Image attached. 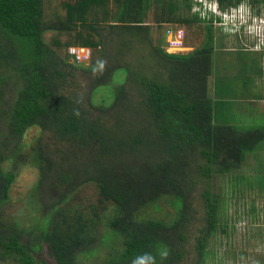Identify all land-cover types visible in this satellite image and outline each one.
<instances>
[{
  "label": "trees",
  "instance_id": "obj_1",
  "mask_svg": "<svg viewBox=\"0 0 264 264\" xmlns=\"http://www.w3.org/2000/svg\"><path fill=\"white\" fill-rule=\"evenodd\" d=\"M55 5L47 16L44 0H0V210L25 159V132L38 127L50 141H37L32 154L46 226L37 233L0 221V264H49L43 246L54 264H80L98 239L110 249L98 264H206L233 189L214 181L239 185L247 154L264 141V127H242L227 114L234 109L224 101L227 87L211 86L218 18L204 25L199 48L168 53L162 27L183 28L185 46L183 25L204 22L190 0ZM153 25L163 38L153 36ZM47 33L54 34L49 42ZM69 48L88 49L91 64L77 62ZM79 73L89 78L85 94L73 90ZM101 90L108 95L98 105L93 97ZM6 160L14 161L12 171L3 170ZM85 184L95 186L103 213L106 203L114 208L103 235L95 232V212L92 219L69 206ZM162 201L172 217L146 215Z\"/></svg>",
  "mask_w": 264,
  "mask_h": 264
},
{
  "label": "rangeland",
  "instance_id": "obj_2",
  "mask_svg": "<svg viewBox=\"0 0 264 264\" xmlns=\"http://www.w3.org/2000/svg\"><path fill=\"white\" fill-rule=\"evenodd\" d=\"M190 1L193 3L191 11L200 12L201 18L205 19L204 22L182 24L187 38L181 52L188 53L199 48L205 35L204 25L208 23L210 17L218 18L219 20L213 21L216 51L213 54L211 86L218 82L227 87L224 101L234 108L231 111L232 115L231 109L227 114L233 117L237 124L242 127H264V4L252 5L247 0H242L236 7L221 10L217 0ZM197 2L202 4L201 8L197 6ZM55 7V0H44L47 16ZM188 14L186 13V16ZM163 28L165 30L166 27H162V30ZM162 30L153 25V36L163 38ZM53 36V33H47L45 38L49 42ZM65 39L61 37L62 41ZM167 40L168 37L165 35L164 42L167 43ZM164 45L162 46L166 52H175ZM85 50L86 48L77 54L81 58L79 63L86 67L91 64L92 58L90 51L87 49L89 51L87 56ZM120 74H116V77L121 78ZM80 75L79 73L78 87L73 90L85 94L89 89V78L79 77ZM107 95L108 91L101 90L95 93L93 102L100 105L102 104L100 101ZM40 139L46 143L49 141L47 135L38 127H31L25 132L22 139L23 148L20 151L25 155V159L20 160L14 171V181L0 210V221L22 225L37 233L46 226L43 222L46 215L43 196L40 191L33 190L38 181V170L32 162V154ZM246 158L240 170L243 183L241 181L234 187L235 180L228 182L224 177L216 178L214 181L226 189L230 188L229 183L232 182L233 189H229L225 198L224 230L218 231L215 242L211 244V254L207 257L206 264H264V141L253 152L247 154ZM13 166V160L2 163V168L6 172L12 171ZM97 205V192L93 184H85L78 188L69 202L70 207H83L84 212L88 213L86 215L92 219H96L94 212L100 217L99 226L95 227L98 236L106 233L105 217L112 216L114 208L111 203H106L103 213L102 208ZM91 206H94L93 210ZM146 215L168 220L173 215V209L162 201L157 204L156 210L151 208ZM98 241L95 244L98 248L95 254L80 258V264H98L108 259L109 243L103 244ZM116 247L120 248L119 242L116 243ZM41 251V258L49 264H54L44 246ZM194 257L193 254L191 258Z\"/></svg>",
  "mask_w": 264,
  "mask_h": 264
},
{
  "label": "built area",
  "instance_id": "obj_3",
  "mask_svg": "<svg viewBox=\"0 0 264 264\" xmlns=\"http://www.w3.org/2000/svg\"><path fill=\"white\" fill-rule=\"evenodd\" d=\"M165 35L168 37L167 40V47L170 50H174L176 52H181V50L184 48V30L182 28L179 27H166L165 28ZM79 51H84V49H80V48H69L68 52L69 54H71L72 56H74L75 60L77 62H79V60H81V58L78 56V52ZM87 52V56L89 51H87V49L85 50ZM86 56L83 58L85 59Z\"/></svg>",
  "mask_w": 264,
  "mask_h": 264
},
{
  "label": "clouds",
  "instance_id": "obj_4",
  "mask_svg": "<svg viewBox=\"0 0 264 264\" xmlns=\"http://www.w3.org/2000/svg\"><path fill=\"white\" fill-rule=\"evenodd\" d=\"M213 13H215V14H216V12H213ZM101 64H103V61H101ZM164 255H166V253H165Z\"/></svg>",
  "mask_w": 264,
  "mask_h": 264
}]
</instances>
